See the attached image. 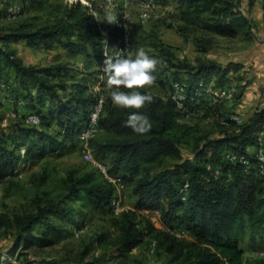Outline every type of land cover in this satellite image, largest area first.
<instances>
[{"label": "trees", "instance_id": "1", "mask_svg": "<svg viewBox=\"0 0 264 264\" xmlns=\"http://www.w3.org/2000/svg\"><path fill=\"white\" fill-rule=\"evenodd\" d=\"M29 1L44 5L45 0ZM175 1L180 9L178 33L184 39H192L201 51L211 47V36L233 38L250 28L238 0ZM262 9L264 14V0ZM22 40L30 46L47 48L59 44L71 55L88 57L93 52L100 58L103 51L96 21L89 6L80 1L65 4L54 13V21L38 27L22 22L0 28L2 85L14 92L15 100L22 97L40 115L36 126L24 122L26 114H18L9 130L0 126V181L27 158H41L57 153L66 143L75 144L94 100L93 93H85L82 82L67 88L62 80L63 65L25 64L10 47L11 41ZM168 62L176 68L173 75L155 68L154 80L160 81L162 75L165 81L185 80L189 92L199 80L212 77L223 85L228 72L240 67L215 60L198 59L195 66ZM141 91L149 92L152 99L138 109L118 106L106 97L99 120L101 130L90 140L95 156L104 162L108 160L109 173L121 174L131 184L135 208H126L114 216L113 185L88 164L83 169L72 167L55 186L56 195L46 191L31 200L29 211L0 216V226L14 229V243L0 253V264H12L9 253L18 247L51 244L50 234H63V222L82 217L83 207L106 211L112 217L114 231L104 230L96 238L103 253L89 260L79 258L74 263L51 260L44 264H264V256L244 257L241 247L247 240L257 245L264 240V175L259 172L253 154L255 133L264 124V106L240 124L230 120V115L217 114L219 128L213 134L203 131L200 122L179 120V111L170 99L144 87ZM210 100L215 104L222 102ZM45 103L59 123L56 132L38 128L44 118ZM204 103L202 97L193 108L201 111ZM132 111L147 114L152 127L145 132L133 130L125 123ZM205 115L203 112L200 118ZM221 118L227 123L221 124ZM32 137L36 140L29 141ZM184 145L190 147L192 158L184 156ZM231 154L236 156L235 160L229 159ZM167 160L173 161V165L166 167ZM47 177V173L37 176L34 182L41 186ZM185 180L189 190L187 199L182 201L180 187ZM147 211L159 213L164 229L151 223L144 214ZM173 228L186 231L188 237L175 236L170 232ZM35 230L39 233L33 234ZM143 245L155 254L154 261L129 258L133 249ZM17 256H24L22 264H40L25 252H17Z\"/></svg>", "mask_w": 264, "mask_h": 264}, {"label": "rangeland", "instance_id": "2", "mask_svg": "<svg viewBox=\"0 0 264 264\" xmlns=\"http://www.w3.org/2000/svg\"><path fill=\"white\" fill-rule=\"evenodd\" d=\"M9 1H15L22 6V12L11 20L4 18V11ZM75 1H80L89 6V9L95 10L98 14L101 12L102 15L99 14V18L102 20L101 27L103 29L111 30L112 23L109 20L111 15H128L132 29V49L142 48L150 55L155 56L157 58L155 66L157 72L164 69L166 74L172 76L171 73L176 68L171 66L169 60L176 65L190 66H195L198 59L215 60L223 65L239 64L240 67L236 69V72L232 70L230 73L232 76H228L227 80L236 84V94L232 100L233 106L236 105V110L245 107L248 113H253L256 109L264 106L263 0H238L240 10L250 21L249 30L233 38L211 36L213 44L206 51L199 50L192 39H184L178 33L180 9L175 0H156L157 7L152 9L150 19L144 24L139 21V14L142 9L139 0H45L44 5L29 0H0V28L17 26L22 22L32 27L52 22L56 11L61 10L65 4ZM158 46L162 48L159 49ZM10 47L15 50L25 64L40 67L53 64L63 65L65 71L62 80L67 84V88H70L75 82H82V86H86V94L93 93L94 87H100L105 98H111L106 83V75L99 64L101 58L95 57V53L90 51L88 57L84 54L71 55L59 44L47 48L41 45L30 46L23 40L11 41ZM2 73L7 79L5 71ZM163 76L159 77L160 81L153 79L150 84L143 87L157 95L166 97L169 83L164 80ZM5 91L7 96L4 95ZM58 92L64 94L63 90ZM13 93L12 90L6 88V85H0V126L6 130H9L15 117L22 113V110H16L13 105L9 106L8 104L11 103ZM43 110L44 118L38 128L48 132L59 130V123L51 113L47 103L44 104ZM236 114L245 118L241 111ZM217 121L218 116L215 113H209L205 117L191 119L189 122H200L203 131L214 134L219 128ZM34 138L32 137L29 141ZM81 146L79 142L73 143V145L66 143L63 149L57 153L23 160L7 179L0 181V216L12 217L16 213L29 211L31 200L35 196L43 195L46 191L56 195L55 186L70 168H88L81 156ZM21 151L24 153L23 149ZM183 154L186 158H192L190 147L184 145ZM172 165L173 161L171 160H167L165 163L166 167ZM46 173L48 175L47 181L41 186H37L34 182L36 177ZM135 203L131 184L126 183L124 204L126 208H135ZM82 210L84 212L82 217L77 216L72 220L63 222L62 226L65 227L63 234H50L51 244L40 246L34 243L28 249L18 247L9 253L8 259L12 264H22L24 256H17V252H25L29 259L36 260L40 264L51 260L74 263L79 258L89 260L94 256L101 255L103 250L96 243V238L104 230L114 231L111 226L112 217L106 211L91 210L85 207ZM144 214L156 228L164 229L159 213L147 211ZM13 233L12 227L6 230L0 226V253L7 251L13 245ZM37 233H39L38 230L33 232V234ZM241 247L244 257L264 256V240L259 241L258 245L247 240L241 243ZM130 257L140 258L145 262L156 259L155 254L151 253L144 245L133 249Z\"/></svg>", "mask_w": 264, "mask_h": 264}, {"label": "built area", "instance_id": "3", "mask_svg": "<svg viewBox=\"0 0 264 264\" xmlns=\"http://www.w3.org/2000/svg\"><path fill=\"white\" fill-rule=\"evenodd\" d=\"M142 9L139 14L140 23L144 24L151 17L152 9L157 7L156 0H139ZM90 11L96 21L97 28L102 36L103 51L102 56L105 60L106 56L124 55L129 49H132V29L127 15H111L109 17L112 23L111 30L101 27L102 20L95 10L90 8ZM22 12V6L15 1H9L4 11V18L7 20L14 19ZM0 79V85H2ZM188 83L185 80L172 79L170 88L165 98L170 99L176 109L179 111V120L197 119L203 114L199 109L193 108L194 104L200 98L208 96L214 101H232L236 94V84L232 81H226L223 85H219L217 80L212 77L207 80H199L196 88L188 91ZM94 100L89 107L87 120L82 130L76 135V141L82 145L81 156L83 160L90 166L97 169L101 178L106 180L114 187V196L111 201V212L114 216L119 215L126 206L124 204V188L126 182L121 174L109 173L108 165L102 159L95 156L90 145V140L94 138L101 130L99 120L103 111L105 96L100 87H94ZM19 103H23L19 101ZM235 123H242L244 120L237 114H231L228 117ZM24 122L27 125L36 126L40 123V115L36 112H30L24 116ZM221 124H226L225 118L220 119ZM256 145L253 149V154L258 162L259 172L264 175V124L255 133ZM230 160H235L236 156L231 154ZM244 164L248 161L241 158ZM218 174V170H216ZM189 190V182L185 180L180 187L181 200L187 199ZM177 237H188L186 231L173 228L170 230Z\"/></svg>", "mask_w": 264, "mask_h": 264}, {"label": "clouds", "instance_id": "4", "mask_svg": "<svg viewBox=\"0 0 264 264\" xmlns=\"http://www.w3.org/2000/svg\"><path fill=\"white\" fill-rule=\"evenodd\" d=\"M156 64L157 58L142 48L129 49L124 55L106 56L103 72L113 103L138 109L150 101L151 94L141 91V88L153 81L152 70ZM125 123L138 132H145L152 127L149 116L140 111L130 112Z\"/></svg>", "mask_w": 264, "mask_h": 264}, {"label": "crops", "instance_id": "5", "mask_svg": "<svg viewBox=\"0 0 264 264\" xmlns=\"http://www.w3.org/2000/svg\"><path fill=\"white\" fill-rule=\"evenodd\" d=\"M128 16V15H127ZM101 58V60H100V62H99V64H100V67L101 68H103V63H104V60H103V57H100ZM235 72H236V70H234ZM232 72V70L230 71V72H228V74H227V80H228V76H232V74H230ZM235 75L234 76H236V73H234ZM171 78L169 79V81H168V83H169V88H170V83H171ZM169 90V89H168ZM168 92V91H167ZM34 93V92H33ZM154 93V92H153ZM4 95L5 96H7V93H6V91H5V93H4ZM13 95V94H12ZM167 95V94H166ZM159 96H161L162 98H165V96H162V95H159ZM243 97V95L241 96V98ZM203 100H205V103H204V105L202 106V107H200V109H201V111L202 112H205L206 114H209V113H215L216 115L217 114H222V115H224V116H228V115H231V114H236L237 112L239 113V111H241L242 113H244V115H245V118H243L244 119V121L247 119V118H249L250 116H251V114L252 113H248L247 112V108H245V107H242V108H238L237 110H236V105L235 106H233L234 105V102H232V101H222V102H219L218 104H215L214 102H212L211 100H210V98L208 97V96H205L204 98H203ZM9 101V100H8ZM7 101V102H8ZM19 101H22L23 103H19ZM9 104V106H11V105H13L14 106V108L16 109V110H22V113L21 114H28V113H30V112H33V109H31L30 107H28L27 106V102L26 101H24L23 99H22V97L19 99V100H15L14 99V95L12 96V99H11V103H8ZM191 119H185V120H182V121H187V122H189ZM190 123V122H189ZM106 161V163L107 164H109L108 163V160L107 159H105ZM154 212H156V213H158L157 211H154Z\"/></svg>", "mask_w": 264, "mask_h": 264}]
</instances>
